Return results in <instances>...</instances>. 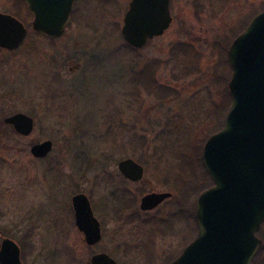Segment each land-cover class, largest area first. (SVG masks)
<instances>
[{
    "label": "rangeland",
    "instance_id": "rangeland-1",
    "mask_svg": "<svg viewBox=\"0 0 264 264\" xmlns=\"http://www.w3.org/2000/svg\"><path fill=\"white\" fill-rule=\"evenodd\" d=\"M14 2L0 0V11L24 19ZM129 2L82 3L91 19L58 39L25 23L19 49H0V244L15 242L23 264H91L98 253L171 264L196 236V201L213 185L202 150L231 102L227 52L264 0H170L169 29L141 50L121 34ZM16 113L34 120L29 137L4 124ZM45 141L53 149L38 160L30 148ZM126 159L144 168L141 182L120 174ZM150 192L174 198L142 212ZM77 194L101 225L92 247L75 226ZM260 232L252 264H264Z\"/></svg>",
    "mask_w": 264,
    "mask_h": 264
},
{
    "label": "water",
    "instance_id": "water-1",
    "mask_svg": "<svg viewBox=\"0 0 264 264\" xmlns=\"http://www.w3.org/2000/svg\"><path fill=\"white\" fill-rule=\"evenodd\" d=\"M23 1L35 16V32L52 39L62 36L69 19L68 0ZM171 21L169 0H131L121 34L128 46L140 50L162 36ZM26 35L24 24L0 13V49H18ZM227 59L231 105L223 128L207 139L201 154L213 185L196 202L197 236L171 264H252L262 244L257 234L264 224V11L233 40ZM4 123L22 137H29L34 129V120L22 113L5 118ZM52 148V142L45 141L33 145L30 153L43 159ZM118 170L133 182L144 176L143 168L132 159L121 161ZM170 197V193L146 195L140 208L152 210ZM72 205L75 225L86 245H96L101 229L88 198L75 195ZM0 264H23L19 247L8 238L0 244ZM91 264L118 263L97 254Z\"/></svg>",
    "mask_w": 264,
    "mask_h": 264
},
{
    "label": "flooded vegetation",
    "instance_id": "flooded-vegetation-1",
    "mask_svg": "<svg viewBox=\"0 0 264 264\" xmlns=\"http://www.w3.org/2000/svg\"><path fill=\"white\" fill-rule=\"evenodd\" d=\"M69 1V4H70V7L67 9V12H68V14H69V19H68V22H67V25H69V24H71V23H74V22H79V21H81V22H86V21H88L89 19H91V15L90 14H92L91 12H90V9H89V7H87L86 9H85V11L84 12H82V15H79L80 14V12H81V9H83V4L82 3H87L89 0H68ZM169 3H170V0H169ZM14 5H15V7H17V9H22V13H25V17H24V19L23 18H20L19 17V14L18 13H12V12H1L0 11V13H2V14H6V15H10V16H12V17H15L16 19H18L22 24H24L25 25V23H30L31 25H32V23L35 21V16H34V14H33V12H31L30 10H29V7H28V5H27V3L26 2H24L23 0H15V2H14ZM171 12V11H170ZM21 13V12H20ZM28 30V29H27ZM37 34H39V33H37ZM27 35H28V31H27ZM139 164V163H138ZM140 165V164H139ZM141 166V165H140ZM142 167V166H141ZM143 168V167H142ZM143 170H144V168H143ZM120 172V171H119ZM121 174V173H120ZM122 177L125 179V180H127V181H129V182H131V183H139V182H141V180L140 181H138V182H133V181H130V180H128V179H126L123 175H122ZM143 179V178H142ZM153 193H155V194H164V193H156V192H150V193H145L142 197H141V200H142V198L144 197V196H146V195H150V194H153ZM165 193H169V192H165ZM171 194V197L170 198H167L166 200H164L163 202H161L156 208H158L159 206H161V205H163L165 202H167V201H169V200H171V199H173L174 197H173V194L172 193H170ZM77 195H79V194H77ZM87 197V196H86ZM73 198V197H72ZM141 200H140V205H139V209H140V211H142V212H150V211H153V210H155L156 208H154V209H152V210H148V211H143V210H141V208H140V206H141ZM71 201H72V199H71ZM88 201H89V199H88ZM89 203H90V201H89ZM90 207H91V204H90ZM72 208H73V205H72ZM91 210H92V207H91ZM73 212H74V209H73ZM92 213H93V210H92ZM93 216H94V213H93ZM95 217V216H94ZM97 220V219H96ZM98 221V220H97ZM99 222V221H98ZM99 225H100V223H99ZM100 229H101V225H100ZM101 238H102V230H101ZM97 245V244H96ZM95 246V245H94ZM185 248V247H184ZM184 250V249H183ZM182 250V251H183ZM182 253V252H181ZM180 253V254H181ZM98 254H105V253H98ZM95 255H97V254H95ZM107 255V254H106ZM94 256V255H93ZM92 256V257H93ZM109 256V255H108ZM91 257V258H92ZM110 257V256H109ZM113 259V258H112ZM114 260V259H113ZM175 260V259H174ZM174 260H172V262L174 261ZM172 262H170V263H172Z\"/></svg>",
    "mask_w": 264,
    "mask_h": 264
},
{
    "label": "trees",
    "instance_id": "trees-1",
    "mask_svg": "<svg viewBox=\"0 0 264 264\" xmlns=\"http://www.w3.org/2000/svg\"><path fill=\"white\" fill-rule=\"evenodd\" d=\"M225 108H226V107H225ZM220 129H221V128H220ZM220 129H219V130H220ZM219 130H217V131H219ZM217 131H216V132H217ZM214 133H215V132H214ZM259 234L261 235V234H262V232H260Z\"/></svg>",
    "mask_w": 264,
    "mask_h": 264
}]
</instances>
